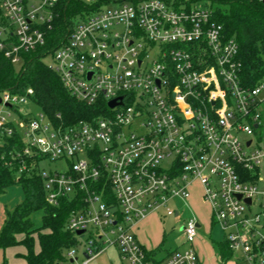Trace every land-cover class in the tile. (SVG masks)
Wrapping results in <instances>:
<instances>
[{
  "label": "built area",
  "instance_id": "built-area-1",
  "mask_svg": "<svg viewBox=\"0 0 264 264\" xmlns=\"http://www.w3.org/2000/svg\"><path fill=\"white\" fill-rule=\"evenodd\" d=\"M59 1L0 0V50L14 65L46 44ZM218 5L138 0L77 20L49 68L76 100L105 102L99 115L65 125L40 109L20 113L35 104L31 88L1 92L0 144L16 131L22 155L42 156L47 201L67 197V229L76 240L87 235L81 259L71 247L67 264H90L108 246L127 264H201L195 215L182 228L184 247L163 258L134 233L152 212L178 216L171 204L189 201L194 183L234 264H264V77L242 84L238 45L215 18ZM44 159L66 160L68 169L44 171Z\"/></svg>",
  "mask_w": 264,
  "mask_h": 264
},
{
  "label": "trees",
  "instance_id": "trees-1",
  "mask_svg": "<svg viewBox=\"0 0 264 264\" xmlns=\"http://www.w3.org/2000/svg\"><path fill=\"white\" fill-rule=\"evenodd\" d=\"M138 0H94L93 4L81 0H60L55 9L52 29L47 31L45 45L23 54L19 70L0 50V94L8 90L23 94L33 90L32 101L54 122L71 125L80 119L99 115L106 103L88 105L76 100L63 86L58 74L43 63L66 41L76 16L97 11L109 4ZM1 17V10H0ZM216 20L223 25L224 34L238 45L240 78L245 86H254L264 77V0H220L215 11ZM60 115V119L56 115ZM56 118V119H55ZM1 137V136H0ZM0 144V193L18 183L24 199L12 211H7L0 230V248L22 245L21 257L25 264H59L67 260L66 252L77 244L74 233L67 229L70 211L74 208L67 197L58 205L47 201L38 161L42 156L22 155V139L18 132L2 136ZM26 161L27 170L19 171ZM40 213V224L35 225L34 215ZM221 263L232 256L226 240L217 244ZM4 264H7L4 261Z\"/></svg>",
  "mask_w": 264,
  "mask_h": 264
},
{
  "label": "rangeland",
  "instance_id": "rangeland-1",
  "mask_svg": "<svg viewBox=\"0 0 264 264\" xmlns=\"http://www.w3.org/2000/svg\"><path fill=\"white\" fill-rule=\"evenodd\" d=\"M85 3L93 4L90 0H81ZM117 4H109L103 7H116ZM76 20L81 19V16H76ZM42 61L47 66H53V57L48 54L43 56ZM22 63L16 64L15 68L19 70ZM39 107L28 101L25 104L19 106L20 113H31L35 115L39 111ZM11 119H16V114L13 113ZM25 124L20 126L21 130H25ZM42 170L47 172L52 171H66L68 169V162L66 160H50L44 159L40 163ZM264 170V164L262 165ZM201 187L194 186L192 192L199 195ZM24 199V191L20 184L14 183L8 186L3 192L0 193V230L4 224L7 211H12L19 203ZM171 208L178 211L179 215H166L164 209H161L157 213H151L154 220L153 224L149 227L148 235L152 237V245L157 248L158 252L156 254L157 258L165 257L169 251L176 249L182 243H184V233L182 227L186 223L188 217L195 215L199 220L200 227L198 228V238L196 239V245L198 246V254L200 260L205 264H221L218 259L217 244L222 243L225 240V232L220 227V225L215 224L209 219L208 207L200 204L193 203L191 199L187 202L183 201L181 198H176L171 204ZM252 210L259 212V206L255 205ZM150 214V215H151ZM35 225L40 224V213H37L33 217ZM212 222V223H211ZM261 224L264 231V216H261ZM135 233V229H134ZM87 238L85 236H78L77 244L72 248L76 250L77 256L81 259V254L83 252V242ZM71 248V249H72ZM22 253H24V247L22 245H17L11 249H0V264L3 260L9 262V264L16 261L20 262ZM67 253V252H66ZM213 258V259H212ZM212 260V262H211ZM61 264H67L66 261ZM90 264H127V261L123 259L119 253V250L115 246L106 247L98 256H96ZM226 264H234L233 259L226 261Z\"/></svg>",
  "mask_w": 264,
  "mask_h": 264
},
{
  "label": "crops",
  "instance_id": "crops-1",
  "mask_svg": "<svg viewBox=\"0 0 264 264\" xmlns=\"http://www.w3.org/2000/svg\"><path fill=\"white\" fill-rule=\"evenodd\" d=\"M199 186V187H201V191L199 192V195H196V194H194L193 192H192V189L194 188V186ZM201 192H202V186L199 184V183H194L193 185H192V187H191V195H190V198H189V200L191 199V201H193V203H200V204H202V205H204V206H206V207H208V210H209V219L212 221V219H211V215H210V206H209V204L208 203H206V202H204L203 201V199H202V197H201ZM151 216H154L153 214H149L144 220H142L141 222H139L138 224H137V226L135 227V235H136V237H137V239L139 240V242L141 243V244H143V246L145 247V248H147L148 250H152V251H155V253L157 254V252H158V250H157V248H155V246H153L152 245V240H153V238L152 237H149V235H148V231H149V227L154 223L153 221L154 220H150V219H152V217ZM175 216H177V215H175ZM6 218V217H5ZM5 221V220H4ZM213 222V221H212ZM211 222V223H212ZM3 226V225H2ZM199 226H200V224H199ZM2 228V227H1ZM198 238V237H197ZM182 247H184V243H182L179 247H177L176 249H178V248H182ZM11 248H13V247H9V249H11ZM195 248H196V250H197V252H199L198 251V246L196 245V241H195ZM0 249H2V248H0ZM172 251V250H171ZM24 252H25V249H24ZM170 252V251H169ZM168 252V253H169ZM167 253V254H168ZM167 254H165V256L167 255ZM198 256H199V254H198ZM199 259H200V257H199ZM213 259V258H212ZM218 259H219V261L221 262V260H220V257H219V255H218ZM4 261H6V260H3V263L2 264H4ZM211 262H212V260H211ZM6 263L7 264H9V262L8 261H6ZM61 263H63V262H61ZM61 263H59V264H61ZM67 263V262H66ZM200 263L201 264H205L204 262H202L201 260H200ZM11 264H25V260L24 259H21L20 260V262H16V261H13V263H11ZM222 264V263H221Z\"/></svg>",
  "mask_w": 264,
  "mask_h": 264
},
{
  "label": "water",
  "instance_id": "water-1",
  "mask_svg": "<svg viewBox=\"0 0 264 264\" xmlns=\"http://www.w3.org/2000/svg\"><path fill=\"white\" fill-rule=\"evenodd\" d=\"M89 75H91V73L89 74ZM1 101V100H0ZM115 103H116V101L115 100H111V101H109V106H114L115 105ZM238 198H240V195H238ZM247 202H250V199H247L246 200ZM199 225V224H198ZM83 233V230H79V231H77V234H82Z\"/></svg>",
  "mask_w": 264,
  "mask_h": 264
},
{
  "label": "flooded vegetation",
  "instance_id": "flooded-vegetation-1",
  "mask_svg": "<svg viewBox=\"0 0 264 264\" xmlns=\"http://www.w3.org/2000/svg\"><path fill=\"white\" fill-rule=\"evenodd\" d=\"M183 228V227H182Z\"/></svg>",
  "mask_w": 264,
  "mask_h": 264
}]
</instances>
